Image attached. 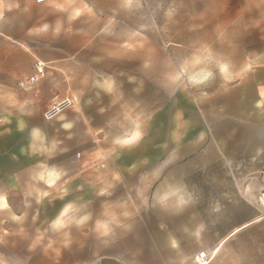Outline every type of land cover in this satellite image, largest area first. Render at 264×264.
I'll use <instances>...</instances> for the list:
<instances>
[{
  "label": "rangeland",
  "instance_id": "374dc122",
  "mask_svg": "<svg viewBox=\"0 0 264 264\" xmlns=\"http://www.w3.org/2000/svg\"><path fill=\"white\" fill-rule=\"evenodd\" d=\"M5 22L22 42L0 36V264H195L213 239L208 204L196 202L213 193V173L205 138L190 136L208 130L212 107L236 106L211 94L263 61V0H52ZM77 52L68 90L61 61L48 58ZM37 60L44 77L26 85ZM76 91L100 133L72 122L75 103L45 119ZM133 128L138 139L117 143ZM214 165L230 180L251 173ZM69 201L90 219L54 227ZM109 211L121 227L100 237Z\"/></svg>",
  "mask_w": 264,
  "mask_h": 264
},
{
  "label": "crops",
  "instance_id": "0c3cea01",
  "mask_svg": "<svg viewBox=\"0 0 264 264\" xmlns=\"http://www.w3.org/2000/svg\"><path fill=\"white\" fill-rule=\"evenodd\" d=\"M49 3L39 5L35 4L34 0H0V36L15 44L22 42L19 30L12 33L5 28L6 12L12 10L15 14L22 13ZM65 9L69 10V6ZM19 25L15 21L14 26ZM79 53L74 55L55 53L48 58L52 61H61V71L67 81L68 90H70L71 72L66 66H70V60ZM261 56L263 61L246 69L242 73L244 77L237 80L230 90L214 92L210 100H207L210 102L225 99L233 102L236 106L230 115L222 105L212 107V113H208L205 121L208 130L195 131L190 136L192 139L205 138L207 155H209L207 171L213 173L212 178H208L206 183L213 188V193L196 198L197 203L208 204L204 209L207 218L213 221L205 223L206 233L211 234L213 239L202 251L194 255L195 264H197L195 258L202 252L208 257L207 264H264V207L258 204L259 195L264 194V54ZM27 80L28 78L24 80L25 84ZM67 97L74 100L77 111V116L72 122L82 123L94 134L100 133L102 127L92 125L84 96L77 92L63 98ZM146 119H149V113ZM230 119L235 125L232 129L230 126L229 130L224 124L229 123ZM235 126L237 130L233 129ZM135 130L139 133L138 139L143 132L138 128L131 129L127 135L115 136V138L123 140ZM210 155H212L211 162ZM217 159L228 165L231 163V168L234 170L235 166H242L243 170L251 172L249 178L230 180L227 172L216 174L219 170L216 168L217 165H214V160ZM52 176L49 175L50 184L54 181ZM229 186L235 189L234 193H227ZM243 188L250 193H241ZM254 191L260 194L252 193ZM2 202H5V199L0 196V203Z\"/></svg>",
  "mask_w": 264,
  "mask_h": 264
},
{
  "label": "clouds",
  "instance_id": "9594fccd",
  "mask_svg": "<svg viewBox=\"0 0 264 264\" xmlns=\"http://www.w3.org/2000/svg\"><path fill=\"white\" fill-rule=\"evenodd\" d=\"M98 194L103 196L106 193L104 191H101ZM108 194L110 195V193ZM165 199H167V197H165ZM185 203H187V201L183 197H181L179 199V205H183ZM79 212H81L80 207H78L74 202H67L60 209V212L58 213V216L60 218L55 220L54 227H56L55 225L57 224V221H59L61 226L56 228H61L66 226V224H72L73 222L77 225H80L90 219V215H83L79 219H77L76 214ZM124 215L128 216V213L125 212ZM105 216L107 217V219L98 220L95 226V231L99 234L100 237L107 236L113 230V227H121L120 221L113 212H106Z\"/></svg>",
  "mask_w": 264,
  "mask_h": 264
},
{
  "label": "built area",
  "instance_id": "2783aa9c",
  "mask_svg": "<svg viewBox=\"0 0 264 264\" xmlns=\"http://www.w3.org/2000/svg\"><path fill=\"white\" fill-rule=\"evenodd\" d=\"M52 0H34L35 4H46L51 2ZM263 6H264V0H263ZM44 69H45V63L42 61L37 60L33 65V74L28 78L27 84L29 86H32L38 82L39 79L44 77ZM21 86H23V82L20 83ZM74 105V100L71 98H63L58 102L53 103L44 113V117L46 120L52 119L55 115L62 112L63 110L71 107ZM258 204L261 207H264V194H260L258 197ZM197 264L206 263L208 262V257L206 256V253L202 252L200 253L196 258Z\"/></svg>",
  "mask_w": 264,
  "mask_h": 264
},
{
  "label": "snow or ice",
  "instance_id": "6c2138e0",
  "mask_svg": "<svg viewBox=\"0 0 264 264\" xmlns=\"http://www.w3.org/2000/svg\"><path fill=\"white\" fill-rule=\"evenodd\" d=\"M139 136V133H135L133 134V136L131 137V139H126V140H119L117 141V143H121V144H130L133 140H135L137 137ZM56 227H60V223L59 221H57V224L55 225Z\"/></svg>",
  "mask_w": 264,
  "mask_h": 264
},
{
  "label": "bare ground",
  "instance_id": "6f19581e",
  "mask_svg": "<svg viewBox=\"0 0 264 264\" xmlns=\"http://www.w3.org/2000/svg\"><path fill=\"white\" fill-rule=\"evenodd\" d=\"M6 205H7V204H6L5 202L0 203V206L3 207V208H4ZM201 264H206V263H201Z\"/></svg>",
  "mask_w": 264,
  "mask_h": 264
}]
</instances>
